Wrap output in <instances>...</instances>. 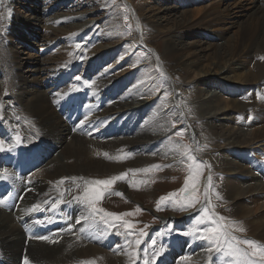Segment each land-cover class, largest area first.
Returning a JSON list of instances; mask_svg holds the SVG:
<instances>
[{"label":"rangeland","instance_id":"1","mask_svg":"<svg viewBox=\"0 0 264 264\" xmlns=\"http://www.w3.org/2000/svg\"><path fill=\"white\" fill-rule=\"evenodd\" d=\"M28 1L30 0H17V1L0 0V49L2 50L9 48L10 50L12 48H15V50H19L20 53L17 54V60L20 63H23L22 68L17 70L14 67L16 58L10 57L9 55L7 56L5 54L6 51L3 52L2 50L1 51L2 53L0 52V82H2L3 80V81H7L8 83V85L3 88L4 89L3 92L0 94L1 95L0 106L3 105L2 109L0 107V127H1L0 136L4 138L2 141L6 146H11L9 144V141L13 139V141H16L18 144L23 142L24 147H28L27 150H29L34 146L32 142H35L37 144L41 140H44L41 137H37L39 133L35 131L36 123L33 121L34 119L32 117L33 115H31L28 112L25 118L26 121L29 122V124L31 123L32 124L31 125L28 124L24 126V123L21 124V122H18L16 123V125L20 127L15 125L21 130L25 128L22 131V134L25 135V139L19 138L18 140L17 137L20 136L18 129L10 125V121L12 120L11 118H14V115L10 117L8 114V110L11 108L13 109V106L18 105V102H16L17 101L16 93L24 89L23 82L21 84V82L16 78V72L19 71L18 73L20 72L24 73L25 69L28 70L31 69L32 67L33 69L34 68L37 69L38 68L37 66H39V68L42 67L41 69L42 73L38 74V76L41 78L43 77L42 79L47 81L50 75L54 74V71L57 72L56 70H54L51 73L50 68L53 65L58 63V61H60L61 59L68 58L70 55L73 54L80 53L81 55H79V58L83 56L84 50H90L94 47L93 46L94 44L91 43L93 42L91 41V39L93 38H97L99 43L104 42L102 44V48H103L102 51L104 56L105 54L107 55L106 60L104 61L101 60L97 63L94 62V59L90 57L88 58L84 57L79 61L76 60L75 62H78L79 68H77L78 70L76 69L77 72L74 73V75L72 76L73 78L71 77L72 79L71 78L69 79V82L71 81L74 82L72 85L81 83L84 86H86L88 89H90V86L92 87L91 82L89 83V85H86L85 82H81L80 79L77 80L76 78L77 77L81 78L82 76H84L87 73V71H89V69L91 71L96 70L95 68L103 71L110 70L116 75L118 73L121 74V76L132 75L130 82L133 85H131L130 87H133L135 85L138 86L140 94L143 93L144 97H149L148 100L155 104H158L157 103L158 100L162 102L171 101V106L172 105L180 106V107L186 106L188 108V109L183 108V110L180 113V116H178V114L173 115L171 112L170 113L168 112L169 117L165 119V121L167 120L166 122L164 121L165 126L163 124V127L167 131L166 135L168 136L169 139V143L171 146L170 148L172 149L173 152L175 151L176 153L175 155H173L172 157L166 156L165 153L160 152L161 150L156 148V145H154L153 142L151 144H147L146 142H145L146 144H140L141 147L137 146L136 148L137 150L134 149L135 152L134 154L131 153L127 155H121L118 161L114 159L110 160L106 155L107 154L106 152H102L101 149L95 151L97 148H94L91 151L93 152L94 150V152L92 154L90 152L89 153L90 156L88 154L89 158L103 159L105 157L104 158L105 161L109 163L112 162L115 163L113 165L116 167L118 166V164H120V162H122L121 164L125 163L124 164L125 168L121 170L119 169L120 171L119 170L111 171L110 169H108L111 173L108 170L106 171L102 170L103 172L101 171V173H93L92 175L86 174L84 176V179H82V181L80 180L82 183L80 181L75 182L77 184V185L75 184L76 188L74 187L72 189H69L67 192H65L64 194L65 197L63 196L62 199L60 198L61 200L59 198H56L55 200L56 201L58 200L57 202L53 201L52 203L48 204L49 208H51L54 211L58 209L64 210L65 207L77 203L78 198L83 199L84 190H85L84 186H92V185H86V182H88L89 178L91 179V181L97 179H108L113 176H119L123 173H127L125 179L116 181L107 191L103 193L102 198L97 203V207L103 208L107 212H113V213L127 212L132 214L123 216L119 220L109 217L108 219L111 221V225H106L100 220L99 216L91 215L89 206L87 204H84L87 207L86 208L84 206L89 212L90 219L93 222V226H98L99 231L89 236H86L84 233L80 234L82 235L83 238L81 239L78 238L77 243L79 244V246L83 248V246L94 247V245L101 244L99 246H101L104 250L108 252L110 251V253L114 252V256L112 255L113 257H117L119 256V254L120 255L123 254L124 256H129L131 259L129 262H124V261H118V259L116 258L115 260L116 262L114 261L113 264H118V263L143 264V259L147 258L151 261L154 256H155L154 264H164L163 263L164 256L172 250L173 251L179 250L182 252V254L175 253L171 255V257H176L177 255L181 254V258L179 257L180 260L179 261L177 260V262L174 264H200V263L201 264H249V259L247 257H244L239 254H231V251L227 247V244L223 242H221V244L219 245L223 250L221 252H217L215 250L217 245L213 244L210 240L204 238L205 236L208 235L204 231V229L212 226L210 223L211 220H218L220 216H223L225 217V220L222 223L231 225L233 235H235L241 240L253 239L258 242L259 246H264V239L259 237L264 227V193L261 192L255 193L258 195H256L254 199L252 195H249V193H245L246 196L248 197L244 198L241 201V203H243L242 205L243 207L240 208V212L236 214V212L234 213L233 210L230 209L231 207L230 202L228 203L227 202L228 200H225L227 198L224 192L227 189V187H229L233 183L234 178H232V175H228V174L225 175L223 174L220 176L221 178H218V172L216 168L218 166L219 167L222 166L221 161L223 160L219 158L220 156L217 155L216 153L213 156L214 158L211 157L212 156L211 153L215 149L217 150L219 146L224 147V142L223 140H217L216 138H214L213 140L211 139L212 141L211 140L209 142L207 141L206 137L212 135L209 133L208 127L210 125L206 123L207 122L206 120L199 118L197 113L191 112L192 111L191 107L193 106L191 105V102H189V100L187 99L186 90L183 91L184 89L177 88L178 87L177 83L179 82V80L189 82L193 80L191 78H195L194 76H197V74L195 75L193 73L187 79L184 78L180 79L177 77L172 78V76L170 75L171 73L170 69L174 68V64L171 62H167L162 58V56L164 55L163 53H167L168 51V45L166 43L168 37L166 35L169 33L171 29L174 28V24H175L174 15L162 13L163 15H165L167 21L165 22L160 21L159 23L160 26L157 27L158 30H156V37H155L157 43L155 45L152 44L153 47L149 43L151 41L148 42V40L145 38L147 33L151 30V28H149V26H147L146 24L145 25L142 24L143 22L144 23L147 22L146 21L147 19L148 20L153 19L152 17L153 15L161 13V10L167 5L168 6L177 5L176 3H178V5L180 6L179 8L181 10L180 12L178 10L177 14L181 15V18H183L184 20L187 19L186 24L183 26V28L177 32L178 37L179 38L182 37L187 43L204 41V43L205 42L207 43V45L205 44L206 46L211 44L210 47H212V49L209 50L208 52H206L207 50L205 51L204 54L205 58L202 60L203 62L201 64L202 67L204 66L208 67L210 65V61L214 57L212 56L213 55L212 51L215 49L216 44L221 45L225 43L223 44L225 45L224 46L225 48L232 49L233 47L232 45H234L235 42L229 44L228 41L234 39V35H237L236 33L238 30V28H234L232 27V25L236 21H239L240 23L246 21V16L244 17V15L248 12V10L245 11V8L250 6L249 4L251 0H200V2L199 0L198 2L194 0H71L67 3V5L62 4L63 0H36V1L31 0V3L27 4ZM241 1H242V5L246 6L245 8L238 7ZM53 5L56 6L54 7ZM48 6H50L51 8H49ZM47 8H49L48 11ZM199 8L202 9V12H200V14L197 13ZM229 12L230 14H228ZM107 13H112L114 14V16L115 15L117 16V19H115L114 21L117 20L118 22L117 21H116L117 23L115 22L113 29H110V27L106 26L104 23L105 22L104 20L106 19L104 17H106ZM13 16H18L19 21L13 23ZM28 16L29 18L32 17V20L29 21ZM35 16H39L41 22L34 24L35 21H33V19ZM59 16H63L59 20L62 19L64 20H62L58 24H56L57 22H50V20L58 18ZM67 17L69 19H66ZM56 25L57 27H55ZM79 26L81 27L80 29L85 30V32L81 36L76 37V46H74L75 48L70 47L68 48L69 50L66 48L67 50L64 49L66 50L64 52V50L61 48V44L64 45V42L66 41L64 38L71 37L73 35L72 30L73 29L79 30ZM106 27H108V29ZM104 29L106 31H104ZM262 29H264V25ZM107 30H109L110 32L111 30H114L118 32V34L120 33L119 35L121 36L114 35L113 39H109V38L107 39L108 35L110 34V32H108ZM208 31H210V33H207ZM32 33H35V35H31ZM62 33L64 35L57 36V34H62ZM245 39L249 40V29L242 30L238 38V40H245ZM62 40L64 42H62ZM52 41H53L52 44L53 47L50 46ZM115 41L117 43H114ZM113 44H117L118 46L116 45V47L121 48V50L119 51L120 54L124 53L125 57L127 58L131 57L138 60V63L135 65L137 67L136 69L138 70L136 71V69H132L131 71V73L133 71L138 72L137 76L135 75L136 73L134 74V72L130 74V71L121 73L122 69L121 70L118 69L116 71L113 65L109 64L110 62H108L107 59L111 56V51L114 50ZM77 45H80L78 49H77ZM59 52H63V53L59 54ZM193 52L194 49L192 50L190 49L188 50L187 53H189L191 56ZM66 54L68 55V57H66L67 56ZM262 57L263 56H258V57L254 56L246 59L244 56L240 57V61H239L241 62L240 65H242V68L245 70H251L252 72H254L253 70L254 65L255 66L257 64H260L261 66L263 65L261 69V73L260 72H259L260 74L257 73V75L261 76L262 79L260 80L259 83L258 81L253 83V85L251 86L252 90L250 89V91L245 92V94L244 93L242 94L241 92H235V94L226 93L224 95V98L225 100H228L230 98L237 99L238 101L242 102L243 100L245 101L247 97V100L249 101L250 104L244 106V109L242 108L243 109L242 111L237 112L236 109L232 111L233 113L232 118L234 120L236 119V121H234V123L232 122V124H230L229 127L232 126L235 127L234 125H238L237 127H235L237 130H241L244 128L243 129L244 131L243 130L242 131L248 134L254 133L255 131L260 129L263 131L262 132L263 137H261V139H263L262 142L264 143V88H263L264 59H262ZM38 62H40L39 65L37 64ZM44 64L46 69L44 68ZM92 67L94 68L92 69ZM11 69L13 71H11ZM48 71H50L49 75L46 73ZM9 72L11 73L8 74ZM254 74H256V72H254ZM10 75H12L13 77L11 78ZM35 76L36 74L32 76L31 73H28V77L30 78H33ZM14 79L16 80L13 81ZM196 79L197 78H195L194 82L196 81ZM31 84L28 85L29 90L30 88L31 90L27 97L29 96L32 97L34 95L33 94L34 90H32L34 86ZM195 85L197 89L203 86L202 82L196 83ZM116 87H117L116 85L113 86L111 88L110 93L115 92ZM181 92H183L182 93L183 98L178 97V94H181ZM187 92L188 94L190 93L189 90ZM31 93L33 95H30ZM63 97H65V95ZM63 97H61L57 101L62 100ZM248 97L250 98L248 99ZM56 104L57 102L55 100L52 105L54 106ZM8 106L10 107L6 108ZM253 108L255 109L253 110ZM251 112L254 114H252ZM187 117L189 119H187ZM203 126L206 128V130L205 128H203ZM27 129H29V131H27ZM10 132H13L15 134L14 135L15 139L10 137L9 135ZM126 132L127 129L124 130L122 135H119V137L121 136V138L123 137L122 139H124L126 137ZM177 132H179L180 135H176ZM28 133L30 134V136L26 137L28 136L27 135ZM137 138L139 139L140 135L132 136V137L130 136L131 141H133V139L135 141L137 140ZM46 141L49 142L48 140H44V142ZM120 142L121 141H119L118 144L116 140H114L113 144H108V145L109 146L112 145L111 147H114L117 150H119L118 147H120L121 149V147H123L126 143L125 141H122L121 143ZM255 142H257V140ZM260 142L261 141H259V143L257 142V145L255 146L254 145L251 146L250 147L251 150L250 152H248L249 154L243 157L244 160L247 161L246 165L248 164L247 166L249 167L248 168L249 172L254 174L256 177L257 176L259 177L258 178L259 180L258 179L251 180V178L245 179V177L244 178L241 177L242 178L241 180L245 181L243 183L245 189H247L249 185L254 184V182H257V184L261 183L264 185V176H263L264 174H262L264 171V144L260 147ZM17 143L15 144L16 146H18ZM115 145H117V147ZM16 146H13L11 148V150H14L12 153L14 154V156H18L20 152H22L20 150H17ZM4 148L6 149L7 147L4 146ZM138 150H140V153ZM255 150L256 152H253ZM199 151L201 152L199 153ZM225 152L226 155L231 157L230 155L234 153V150H230L229 152L227 150ZM2 154L3 151L0 152V156H2ZM7 155L9 154H5L3 156L6 157ZM203 156L205 158H203ZM188 157L196 158V162L199 165V172H200L199 175H197V170L192 167L193 160L189 159ZM210 157L213 161L210 159ZM136 158L140 161H136L137 160ZM146 161L148 162L146 163ZM10 162H12V160H10ZM172 162H174L173 163L174 165L172 164ZM12 163L21 167V162L20 160H18V157ZM0 165H2L1 162ZM9 165L11 164L9 163ZM154 165H159L160 167H153ZM50 168L51 170L54 169L53 166H51ZM41 169L42 168L39 167L37 172L41 171ZM133 170H146V171H133ZM6 172L10 173L12 172V170L7 168V170H4L3 172V170L0 169L1 175H4V173ZM20 175L21 173L18 172L14 175L9 174L7 175L6 178L7 180H12L13 182H15L16 178H19ZM214 175L217 177H215ZM190 176H196V180L195 181L189 180L188 178ZM186 181H188V191L184 190ZM31 182H32L31 186L28 187L29 190L32 189V187L37 186L35 180ZM1 183L2 186L5 185L3 184V182ZM193 183H195L196 186L195 192H191ZM220 193L222 194L220 195ZM161 197H166V199L161 200L160 199ZM193 197H195L196 199L194 206H185L189 203V201L193 199ZM70 199L71 200L74 199L75 201L72 200L71 202ZM40 203L38 205L40 207H37V213L43 207L48 206V205H43L44 202H40ZM56 203L58 204V206L56 205ZM158 203L160 204V210H157ZM53 204L55 207L53 206ZM138 206L141 209L140 211H136ZM21 208L22 206L20 207L19 205L18 212H16V214L13 215L14 220H16V218L19 217ZM205 209L207 211H205ZM0 210L2 213H4L3 209ZM194 212L196 214L193 215L190 219H188L189 216L187 217L188 220L187 222L186 220H182L181 217H184L189 214L191 216ZM228 213L229 215H227ZM18 220H22L21 217H19ZM123 221L130 222L132 228L131 229L126 228ZM179 222L185 224V226L177 225V223ZM14 223L18 225L15 221ZM241 226L246 231L244 232L238 231L239 227ZM18 227L21 228L23 226L18 225ZM141 230L145 233L144 236L140 235ZM102 231L106 232V234L108 233L111 236L103 235L101 237V234H98V232H102ZM77 233H80V231H77ZM23 235H24V246L26 248H24L20 253L16 251L17 257H14L12 259L25 261V257H27L30 264H40V263L32 262L27 255V251H28L27 248L32 242L42 243V244L48 243L55 245L60 243L63 239L66 238L64 235H62L60 239L57 238L55 241H50L49 236H44L47 237V239H42L40 240V242L30 241L29 245H25L27 241H25L24 232ZM112 237L114 239V245L110 243L109 245L108 242L111 240L110 238ZM138 239L142 241L141 244L139 245L135 243V241ZM152 241H155V244H153ZM193 242H197V243L194 244ZM198 243L201 244L200 246L201 249L206 250V252L202 255L198 254L196 251V248L198 247ZM229 243L231 242L229 241ZM107 245L109 246L113 245V246L108 247ZM123 245L125 246L123 247ZM0 247H2L0 248L1 249L0 254L4 253L3 255L6 256L7 252L5 251L4 247L3 246ZM118 247H120L119 254L118 252L116 253L117 251L116 249ZM240 247L244 250L251 251V249L247 245L241 244ZM64 249H65L64 253H66V256H68V258L64 259V261H61L55 257L54 258L55 261L58 260L60 262H65L64 264H96L94 263V260L98 262V260L96 259L91 260V256L95 254V251L89 253V255H86V254H82V252H80L77 246L72 247L70 245H66ZM209 249L212 250L209 251ZM12 253H15V251ZM156 253H159V255L156 256L155 255ZM48 259H49L48 256H45L41 261L47 263L49 261ZM165 261L167 263H170V261L167 259H165ZM255 264H260V261L258 259L255 260Z\"/></svg>","mask_w":264,"mask_h":264},{"label":"bare ground","instance_id":"2","mask_svg":"<svg viewBox=\"0 0 264 264\" xmlns=\"http://www.w3.org/2000/svg\"><path fill=\"white\" fill-rule=\"evenodd\" d=\"M14 1H17V0H14ZM69 1L71 0H63L62 4L67 5ZM194 1L198 2V0H194ZM30 3H31V0L28 1L27 4H30ZM176 4L177 5H171V6L167 5L161 10V13L153 15L152 16L153 19H149V20L147 19L146 20L147 22L145 23L143 22L142 25L146 24L147 26H149V28H151V30L147 33L145 38L148 40V42L151 41L149 42L151 46L152 44L155 45L157 43V40L155 39L156 30H158L157 27L160 26L159 25L160 21L161 22L167 21V19L165 18V15H163L162 13L174 15V22H175L174 28L171 29L169 33L166 35L168 37L167 42H166L168 45V51L167 53H163L164 55L162 56V58L166 60L167 62H171L174 64V68L170 69V72H171L170 75L172 76V78L177 77L180 79H183V78L187 79L188 77L191 76V74L193 73L195 75L197 74V76H194L195 78H197L195 82H194L195 78H191L193 80L189 81L190 83H193V84H190L189 82L181 81L178 79L179 82L178 83L176 82L178 85L177 88L184 89L183 91L186 90L187 99L189 100V102H191V105L193 106L191 107L192 109L191 112L197 113L199 118L206 120L207 121L206 123L210 125L208 128H209V133L212 135L211 136L209 135L208 137L205 136L207 141L209 142L211 139L213 140L214 138H216L217 140H223L224 142V147L219 146L217 150L215 149L211 153L212 154L211 157L214 158L213 156L216 153L217 155L220 156L219 158L223 160L221 161L222 166L220 167L218 166L216 168L218 172V178H221L220 176L223 174L232 175V178H234L233 183L229 187H227L226 190L225 189L223 190H225L224 193L227 198L225 200H228L227 201L228 203L230 202V205H231L230 209H232L233 212L234 213L236 212L237 214L238 212H240V208L243 207L242 206L243 203H241V201L244 198L248 197L246 196L245 193H249V195H252L253 199L255 198L256 195H258L255 193L257 192L264 193L263 184L261 183L257 184V182H254V184L256 183L255 185L254 184L249 185V187L245 189L244 184H243L245 181L241 180L242 179L241 177L243 178L245 177V179L251 178V180L259 178L258 176L256 177L254 174L249 172L248 170L249 167L247 166L248 164L246 165L247 161H245L243 157L249 154L248 152H250L251 150L250 147L253 145L254 146L257 145V142L259 143V141H261L260 147L264 144L262 142L263 139H261V137H263V134H262L263 131L259 129L255 131L254 133L248 134V133L243 132L244 128L241 130H237L235 127H237L238 125L233 124L235 127L233 126L229 127L230 124H232V122L234 123V121H236V119L234 120L232 118L233 116L232 111L235 109L237 110V112L242 111L244 109V106H247L250 103L247 100V97L245 101L243 100L241 102V101H238L237 99H231V98L228 100H225L224 95L226 93L235 94V92H241L242 94L243 93L245 94V92L250 91L253 83L257 81L259 83L260 80L262 79L261 76L257 75V73L259 72L261 73V69L263 65L262 66L260 64H257L256 66L254 65L253 70L254 72H256V74H254V72H252L251 70L243 69L242 65H240L241 62L239 61H240V57H243V56L245 57V59L249 57H254V56L264 57V29H262L264 25V0H251L249 4L250 6L248 7L242 5V1H241L238 7H241V8L246 7L245 11L248 10V12L244 15V17L246 16V21H243L242 23H240L239 21H236L232 25V27L238 28L237 33H236L237 35H234V39L228 41L229 44H231L232 42H235L234 45H232L233 47L231 46L232 49L225 48L224 47L225 45H223L225 43L221 45L216 44L215 45L216 47L214 46L215 49L212 51L213 53L212 56L214 57L210 61V65L208 67H205V66L202 67L201 64L203 62L202 60L205 58L204 57L205 51L207 50L206 52H208L209 50L212 49V47H210L211 44L206 46L207 43L206 42L204 43V41H196L194 43H187L182 37L180 38L178 37L177 32L183 28V26L186 24L187 19L184 20L183 18H181V15L177 14L178 10L180 12L181 9L179 8L180 6L178 5V3ZM50 6L48 7L51 8ZM53 6L55 7L56 5H53ZM49 8H47V11L49 10ZM200 12H202V9L199 8L197 13L200 14ZM228 14H230V12ZM61 17L63 16H59L58 18L54 17L56 20L52 19L50 20V22H57L56 24H58L59 22L64 20V19L59 20ZM104 18H106L104 20L105 25L109 26L110 29H113V26L115 22L117 21V20L116 21L114 20L117 19V16L116 15L114 16V14L112 13H107L106 17ZM66 19H69V18L67 17ZM30 20H32V17L29 18V21ZM17 21H19L18 16H13V23H16ZM33 21H35L34 24L41 22L39 19V16H35ZM260 26L262 30L260 29ZM55 27H57V25ZM80 28L81 27L79 26V30L70 29L73 31L72 32L73 35L71 37L64 38L66 40L65 41L63 39L65 42L62 40V42H64V45L61 44V48L63 50L66 48L68 49L70 47L76 46V37L81 36L85 32V30H81ZM106 28L108 29V27ZM244 29H249V40L247 39L238 40L241 31ZM104 31L106 30L104 29ZM107 31L110 32L109 30ZM207 33H210V31H208ZM119 34L118 32L111 30L107 39L108 38L113 39L114 35L121 36ZM31 35H35V33H32ZM60 35H64V34L63 33L57 34V36H60ZM91 41L90 42L94 44L93 45L94 47L90 50H84L83 52L84 55L81 56L80 58H79V55H81L80 53L73 54L68 57L67 54L70 52L69 51L66 54L67 56L65 55L68 58H63L60 61H58V63L53 65L50 68L51 73L54 70H56L57 72L54 71V74H51L49 79H47V81L43 80L42 79L43 77L41 78L38 76V74L42 73V70H41L42 67L39 68V66H37L38 67L37 69L36 68L33 69V67L28 70L25 69L24 73L23 72L18 73L19 71L16 72V78L21 82V84L23 82L24 89L16 93L17 94L16 102H18V105L13 106V109L11 108L8 110V114L10 117L14 115V118H11L12 120L10 121V125L12 127H16L18 126L16 125V123L18 122H21V124L24 123V126L28 125L29 122L26 121V118H25L28 112L31 115H33L32 116L34 118L33 121L36 123L35 131L39 133L37 137H41L44 140H48L49 142L47 141L44 142V140H41L39 143L36 144L35 142L31 141L34 145L33 147H40L41 149L38 154L37 160L39 162L38 167L42 168L41 169L42 172L41 171L37 172V169H33V167L31 166L32 161L28 160L27 164L23 168V171H22L23 173L20 172L21 175L19 178H16L15 182H13L12 180L4 179L3 175H1L0 173V200H3V197L7 195L3 200V204H0V209H3V212H4L2 213L0 210V246H3L5 251L7 252L6 256L3 255L4 253L0 254L1 255L0 264H22V262H24V261L12 259L14 257H17L16 251L20 253L22 252L24 248H26L24 246L23 232L25 234V241H28V239L31 238L30 241L40 242V240H42L40 239V237H44V236H49L50 241H55L57 238L60 239L62 235L66 237L60 243L55 244V245L48 244V243L42 244V243H34V242H32L29 245L30 241L28 244L25 243V245H29V247L27 248L28 249L27 255L29 259L35 263L64 264L65 262H60L58 260L64 261V259L68 258V256H66V253H64L65 252L64 247L66 245H70L72 247L77 246L80 252L86 255H89V253L95 251V254L91 256V260H94V259L98 260V262L94 260V263L96 264H104V263L113 264L116 258L118 259V261L129 262L131 260L129 256H124L122 253H121L122 255L119 254L120 247L116 249L117 250L116 253L118 252L119 256L113 257L114 252L110 253V251L108 252L104 250L101 246H99L101 244L94 245V247L83 246L82 248L81 246H79V244L77 243V240L78 238L79 239L83 238L82 235L80 234L84 233L86 236H89L99 231L98 226H93V222L90 219L89 212L86 209L87 207L86 208L84 207L85 202L82 198L77 199L76 197L77 203H74V204L71 203L72 205L69 204L70 206L65 207L64 210L58 209L54 211L51 208H49L48 204L52 203L53 201L57 202L58 200L56 201L55 200L56 198L62 199L63 196L65 197L64 195L65 192H67L69 189H72L74 187L76 188L77 184L75 182H79L80 180L82 181V179H84V176L86 174L92 175L93 173H101L102 170L106 171L110 169L111 171H113V170H119V169L121 170L125 168L124 166L125 163L121 164L122 162H120V164H118L117 162L118 166L116 167L113 165L115 163H113L112 161H111L112 163L105 161L104 159L105 157L103 159L89 158L90 156L89 153L94 148H97L95 151H98L101 149L102 152L107 153V156L110 160L114 159L117 161L118 159H120L121 155H127L131 153L134 154L135 153L134 149L137 150L136 149L137 146L141 147L140 144H146V143L151 144L152 142L154 143V145H156V148L161 150L160 152L165 153L166 156L172 157L173 155L176 154L175 151L173 152L172 149L170 148L171 146L169 143V139H168V136L166 135L167 131L163 127V124H164L165 119L169 117L170 112L173 115L178 114V116H180V113L183 110V108L188 109L186 106L184 107L175 106V105L171 106V101L162 102L160 100H158L157 102L158 104H155L148 100L149 97H144L143 93L140 94L138 86L135 85L133 87H130L131 85H133L130 82L132 75L121 76V74L119 73L116 75L110 70L103 71V70H99L95 68L96 70L91 71L89 69V71H87V73L80 78V81L85 82L86 85H89V83L91 82L92 87L90 86V89H88L86 86H84L81 83L69 85L70 84L69 79L74 75V73L76 72V69L79 68L78 62H75L76 60L79 61L84 57L93 58L94 62L96 63L101 60L103 61L106 60L107 55L105 54L104 56L103 51H102L103 50L102 44L104 42L99 43L97 38H93L91 39ZM114 43H117V42L115 41ZM52 44H53V41L50 44V46H52ZM116 45L117 44H113L114 50L111 51V56L109 54L110 57L107 59L108 62H110L109 64L110 65L112 64L116 71L118 69L120 70L122 69L121 73L130 71V74H132L134 72L133 71L131 73L132 69L137 68L135 65L138 63V60H136L135 58H131V57L127 58L124 56V53L120 54L119 51L121 50V48H117ZM190 49L191 50L194 49V52L192 53L191 56L189 53H187L188 50ZM2 50L3 52L6 51L5 54L7 56L9 55L10 57L16 58L15 65H14L15 69L19 70L22 68L23 63H20L17 60V54L20 53L19 50H15V48H12L10 50L9 48L2 49ZM2 50L0 49V52ZM66 50H64V52ZM60 53H63V52H59V54ZM39 63L40 62H38L37 64L39 65ZM94 67H92V69ZM44 68H45V64H44ZM137 70L138 69H136V71ZM11 71L13 70L11 69ZM50 71L46 73L49 75ZM10 73L11 72H9L8 74ZM28 73H31L32 76L36 74V76L33 78H30L28 77ZM137 73L138 72H134L136 76H137ZM263 73H264V70H263ZM10 77L12 78L13 76L10 75ZM15 80L16 79H14L13 81ZM199 82H202L203 86L197 89L195 84ZM11 83H12V80H11ZM29 84L34 86L32 88V90H34L33 92L34 95L31 93L30 95H33V96L32 97L29 96L30 98L27 97L31 90V88L29 90V86H28ZM7 85H8L7 81L2 80V82H0V94L3 92L4 90L3 88ZM115 85L117 86L116 91L113 93H110L111 88ZM188 90L190 92L189 94L187 92ZM182 93L183 92H181V94H178V97H182ZM64 95L65 97H63ZM107 95L110 96V102L105 101V97ZM61 97H63L62 100L57 101ZM249 98L250 97H248V99ZM55 100L57 104L53 106L52 104ZM9 107L10 106L6 108H9ZM254 109L255 108H253V110ZM187 119L189 118L187 117ZM81 121H83V123H81ZM18 127H16V129H18L19 131V134H20L19 138L25 139V135L22 134V131L25 128L21 130ZM203 128L205 127L203 126ZM126 129H127L126 137L124 136L125 138L122 139L123 137L121 138V136L119 137V135H122V133ZM27 131H29V129H27ZM9 135L10 137L15 139V136H14L15 134L13 132H10ZM27 135L28 136L26 137L30 136L29 133ZM138 135H140L139 139L137 138V140L134 141L135 139L134 138L133 141H131L130 136L132 137V136H138ZM3 139L4 138L0 136V141H2ZM114 140H116L117 143L119 141L121 142L125 141L126 143L123 147H121V149L120 147H118L119 150H117L116 148L111 147L112 145L110 146L108 145V144H113ZM256 140L257 142H255ZM117 145L115 146L117 147ZM4 146L7 148L5 151H3L2 156H0L1 164L3 163V160L1 158L5 159L3 155L5 154L12 155L14 150H11V148L16 145L6 146L4 144ZM150 146H153V145H150ZM16 147H17V150L24 151L26 155H30L33 152V149H32L33 147L27 150L28 147H24L23 142L18 144V146ZM227 150L228 152L230 150H234V153H232L233 156L230 155L231 157H229L228 155H226L225 151ZM138 151L140 153V150ZM201 151H199V153ZM93 152H91V154ZM253 152H256V150ZM17 157L18 156H14L11 159L12 162H14L17 159ZM203 158L205 157L203 156ZM136 161H140V160L137 159ZM12 162H9L11 165H9L8 167V169H11L12 172L4 173L6 177L9 174L14 175L20 171V166ZM147 162L148 161H146V163ZM173 163L174 162H172V164ZM51 166H53L54 169L51 170L50 168ZM33 180H35V182L37 183V186L32 187V189L29 190L28 187L31 186V183H32L31 181ZM62 180L63 182H61ZM1 182H3V184L5 185L2 186ZM221 194L222 193H220V195ZM74 199L72 200L75 201ZM72 200L70 199L71 202ZM40 202H44L43 205H48L40 209L42 210L41 215L38 214L39 212L37 213V207H40L38 206ZM19 205L20 207L22 206L21 212L19 213V217H21L22 219V220H19L21 224L17 222L19 217L16 218V220H14V216H13L16 214V212H18ZM56 205L58 206L57 203ZM47 212H50V213L47 214ZM189 215L181 217L182 220H186L187 222V217ZM227 215H229V213ZM39 217L41 218L40 223L37 222V219ZM14 221L19 226L22 225L23 227L21 228L18 227V225H16ZM77 231H80V233H77ZM98 234H101V237L103 235L111 236L108 233L106 234V232H103V231L98 232ZM68 237H71V238H68ZM259 237L264 239V227ZM193 243L195 244L197 242H193ZM107 246L110 247L109 245ZM124 246L125 245H123V247ZM200 246L201 244L198 243V247L196 248V251L198 254L202 255L206 252V250L201 249ZM14 251L15 253H12ZM0 253H1V249H0ZM45 256H48L49 258L48 259L49 261L47 263L41 261L43 260ZM55 257L58 260L55 261L54 260ZM167 260H169V258ZM198 260H199V257H198Z\"/></svg>","mask_w":264,"mask_h":264},{"label":"snow or ice","instance_id":"3","mask_svg":"<svg viewBox=\"0 0 264 264\" xmlns=\"http://www.w3.org/2000/svg\"><path fill=\"white\" fill-rule=\"evenodd\" d=\"M79 47L80 45H77V48ZM262 59H264V57H262ZM76 79L79 80L80 78L77 77ZM81 123H83V121H81ZM176 135H180V133L177 132ZM17 139L19 140V137H17ZM5 150L6 149L4 148V142L0 141V152L5 151ZM188 158L193 160L192 167L197 170V175H199L200 174L199 165L196 162V158L195 157H188ZM153 167H160V166L154 165ZM133 171H146V170H133ZM126 176H127V173H123L119 176H113L108 179H97V180L86 182V185H92V186L85 187L83 200L89 206L91 215L99 216L100 220L106 225H111V221L108 219L109 217L119 220L123 216L132 214V213H127V212L126 213L107 212L105 209L97 207V203L102 198L103 193L107 191L116 181L125 179ZM188 179L195 181L196 176H190ZM61 182H63V180ZM184 190L188 191V181H186L185 183ZM195 191H196V186H195V183H193L191 192H195ZM160 199L164 200L166 199V197H161ZM195 202H196V199L195 197H193V199L189 201V203L185 206H194ZM0 204H3V200H0ZM140 210L141 209L138 206L136 211H140ZM157 210H160L159 203L157 204ZM205 211L207 210L205 209ZM224 220H225V217L223 216H220L218 220H211L210 223L212 226L204 229V231L208 234L204 238L207 240H210L213 244L217 245L215 249L217 252H221L223 250L219 246L221 242H223L227 244V247L230 249L231 254H239L244 257H247L249 259V264H255V260L257 259L260 261V264H264V246H259L258 242L253 239H243V240L239 239L238 237L232 234L231 225L222 223ZM123 223L126 228L128 229L132 228V225L130 222L123 221ZM238 231L244 232L246 230L241 226L239 227ZM140 235L144 236L145 233L141 230ZM40 239H47V237H40ZM229 241L231 243H229ZM141 242L142 241L139 239L135 241L137 245L141 244ZM152 243L155 244V241H152ZM241 244L247 245L251 249V251L242 249L240 247ZM211 250L212 249H209V251ZM155 255L158 256L159 253H156ZM154 260H155V256L152 258L151 261L145 258L143 259V264H154ZM24 264H30L27 257H25Z\"/></svg>","mask_w":264,"mask_h":264}]
</instances>
